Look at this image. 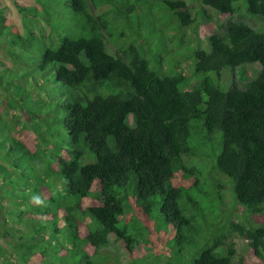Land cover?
<instances>
[{"label": "trees", "instance_id": "obj_1", "mask_svg": "<svg viewBox=\"0 0 264 264\" xmlns=\"http://www.w3.org/2000/svg\"><path fill=\"white\" fill-rule=\"evenodd\" d=\"M190 1L15 3L22 33L0 15L11 61L0 70L1 264H231L230 232L264 264L263 225L217 224L226 186L217 174L232 181L237 206L264 211V0H246L263 30L221 22L237 0ZM143 7L172 21L162 29L163 13L151 17L160 37L132 25ZM202 21L222 25L204 47ZM187 27L192 68L175 59L163 71L166 40L185 44ZM252 62L260 69L248 76ZM224 72L243 88L224 87ZM171 231L168 257L133 255L149 234Z\"/></svg>", "mask_w": 264, "mask_h": 264}, {"label": "rangeland", "instance_id": "obj_2", "mask_svg": "<svg viewBox=\"0 0 264 264\" xmlns=\"http://www.w3.org/2000/svg\"><path fill=\"white\" fill-rule=\"evenodd\" d=\"M15 3L25 6V5H30L32 3V0H0V15H2L5 18V21H4L5 25H11L14 29L22 33V18H21L22 15L18 11V8ZM190 4L196 6V5H199V2L198 0H192L190 1ZM108 7H109L108 3H104L99 7H93L92 4H89V10L94 15L102 12ZM234 7L238 9V12H235L234 14H231V15L224 14L220 16V19L222 20L220 21L223 22L224 25L229 21H234V22H244L256 29L262 28L263 21L257 18H252V17H260V16L251 15L247 11L246 0H237L234 3ZM160 11L161 10H158L156 7L154 9L149 8V10L145 9V7H143L140 10H135L132 13V25L135 26L136 29H138L139 27H142L146 29L149 33L151 34L155 33L157 36L160 37L161 35L159 31L157 29L156 30L153 29V26L151 25V20H150L151 17H155L156 15H158ZM209 12H212V11L209 10ZM243 12L251 16V18L248 15H244L242 17ZM160 13H163V12H160ZM162 15L164 16L162 17L160 16L157 24L161 28L163 27L162 29H168L169 27H171L172 21L169 20V18L165 17V13H163ZM192 15H193V12H192ZM261 18L263 19V17ZM221 26L222 25L219 23L212 24L211 22H203V21L200 22L196 28L198 36L200 37V40H201V42L199 41L200 45L204 47L205 46L204 37L207 34H210L213 31H216L217 29L219 30ZM191 27L194 28V25ZM261 30H263V28ZM173 31H176V29H171V31L167 32L168 33L167 35L171 36L170 34L173 33ZM190 33H191V28L187 27L185 29L186 43L185 44L183 43V45L179 44L175 38L166 40V48L168 49V53L164 56H165L166 61L169 62L170 64H167L164 62L163 71L172 73L176 66L175 59H177L181 63L180 67H182L183 72L186 74L189 73L190 69L192 68V61H191L190 50L187 48V45L194 47L197 44V40H194V37L190 36ZM151 50L152 52H156L157 49L152 47ZM10 66H11V61L8 55L4 52L3 48H0V70L6 67H10ZM244 68H245L246 74L248 76H252V75H255V73L259 71L260 65L257 62H252L246 65ZM234 80L239 87L243 88L244 86L243 82L241 83L240 81L236 80V78L234 77L232 78L230 74L227 72H224L222 74L221 81L224 87L232 86ZM2 99H3V92H2V88L0 87V111H2L4 108V102ZM27 143L29 145H32L30 141ZM203 158L205 157H199L195 159L196 161L191 160L190 164L196 165V163L202 162ZM209 170L211 169L209 168ZM209 170L207 169L206 171H209ZM217 177L219 181H221L222 183L224 182L226 185L225 189L221 190V192L219 193L220 197L223 199V203L220 206V208L217 210L218 218H219L217 221V224L222 225V226H227L229 225V222L231 220L233 221L236 220L244 225H247L246 222L248 223L250 222L249 224L251 225H263L264 226V211L259 214H253L249 211H245L244 208L237 206L235 202L236 199L233 193V186H232L233 183L230 180V178L223 174H217ZM187 183L188 182H184L183 184L187 185ZM3 201H4L3 204H4L5 209H8L9 208V205L7 206L8 199L5 198ZM86 201L84 204H86ZM171 235L173 236L172 231L168 234H165V233L155 234L154 232L149 234L148 242L147 243L142 242V243L137 244L134 248L135 250H134L133 255H135L136 257L137 256L141 257V256H147L148 253L152 252L156 255L161 254L165 257H168L170 255L168 254L169 249H170L168 245V240ZM226 236H227L226 242L233 241L234 248L236 251L231 264H239L240 261H243V263L245 264H262L260 260L254 257L252 259L251 250L248 246V241L246 239L238 236L235 232L227 233ZM0 245L7 247L5 238L0 237Z\"/></svg>", "mask_w": 264, "mask_h": 264}, {"label": "clouds", "instance_id": "obj_3", "mask_svg": "<svg viewBox=\"0 0 264 264\" xmlns=\"http://www.w3.org/2000/svg\"><path fill=\"white\" fill-rule=\"evenodd\" d=\"M37 202H39V201H37Z\"/></svg>", "mask_w": 264, "mask_h": 264}]
</instances>
